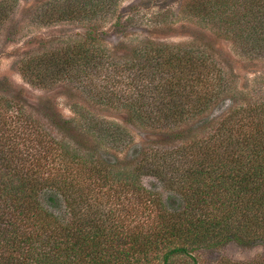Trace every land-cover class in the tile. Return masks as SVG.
Wrapping results in <instances>:
<instances>
[{
    "label": "trees",
    "instance_id": "1",
    "mask_svg": "<svg viewBox=\"0 0 264 264\" xmlns=\"http://www.w3.org/2000/svg\"><path fill=\"white\" fill-rule=\"evenodd\" d=\"M119 1L48 3L49 24L85 32L20 62L34 87L66 92L73 117L0 80V264H202V250L264 244V98L228 97L236 83L204 34L264 57V0H179L191 42L109 49L95 23ZM13 13L0 1V32ZM130 127L159 139L134 146Z\"/></svg>",
    "mask_w": 264,
    "mask_h": 264
},
{
    "label": "rangeland",
    "instance_id": "2",
    "mask_svg": "<svg viewBox=\"0 0 264 264\" xmlns=\"http://www.w3.org/2000/svg\"><path fill=\"white\" fill-rule=\"evenodd\" d=\"M52 1L12 0L14 13L0 32V80H9L15 91H22L24 97L31 101L52 98L60 113L66 118H71V102L62 88L44 90L34 87L19 71L23 59L56 47L58 43L51 40L59 39V44L69 43L78 40L85 32V25L77 22L49 24L44 17L49 10L48 3ZM179 4V0H120L116 16L108 14L101 17L95 25L108 34L109 43L106 45L109 49L110 44L121 40L128 45L148 39L169 44L189 43L192 41V32L197 31L198 27L180 12ZM120 18L121 25L117 26ZM204 34L206 40L212 43L216 59L227 77L236 83L233 84L235 90L233 89L228 97L236 99L238 104L245 102L243 98L248 101L264 98V57L252 60L230 41L217 38L211 32L206 31ZM16 92L11 94L12 97ZM225 108L223 110H226ZM101 110L104 120L122 123L123 113L110 112V109L105 108ZM130 130L134 137V146L159 139L153 135L152 130L143 127H130ZM101 148L110 153L107 144ZM143 183L148 189L159 191L165 197L169 195L163 185L153 178H144ZM196 256L202 264H217L222 259L264 263V244L244 247L231 242L217 249L202 250Z\"/></svg>",
    "mask_w": 264,
    "mask_h": 264
}]
</instances>
